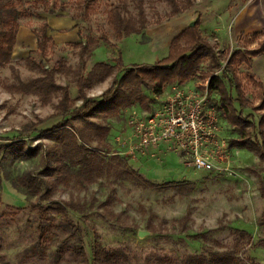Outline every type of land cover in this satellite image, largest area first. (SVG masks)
Instances as JSON below:
<instances>
[{"label":"rangeland","instance_id":"374dc122","mask_svg":"<svg viewBox=\"0 0 264 264\" xmlns=\"http://www.w3.org/2000/svg\"><path fill=\"white\" fill-rule=\"evenodd\" d=\"M12 1L0 0V9ZM90 1L93 13L87 18L77 13L74 0L63 2L66 12L80 17L82 45L92 38L99 42L98 46L88 45V51L82 52L81 47L72 46L79 41L62 47L53 43L45 58L38 56L36 50L29 51L0 69V147L16 142L20 132L36 129L29 139L20 140L24 141L17 147L20 153L4 158L0 153V264H183L188 255L230 251L243 264H264V226L261 225L264 200L255 175L264 179V173L259 172L262 164L251 152L229 147V141L237 135L221 117L222 110L214 93L208 96L207 107L216 115L218 137L224 142V150L222 158L215 159L214 170L196 172L175 145L162 144L130 152L135 142L127 139L129 117L158 109L171 93V86L158 97L142 87V92L153 100L149 109H142L135 101L129 107L112 102L98 107L87 123L62 114L58 108L62 90L46 88L37 92L29 88L37 79L65 88L73 101L70 113L77 111L83 106L78 77L85 78L97 63L110 66L119 63L123 68L153 65L167 57L169 41L198 16L202 36L213 47L222 69L227 53L243 48L242 40L233 43V34L229 32L235 5L242 0H193L191 8L170 18L171 7L164 0ZM176 1L179 5L183 3ZM116 7L124 18L134 19L141 8L148 22L143 34L117 41L106 22V11ZM9 17L11 13L2 11L0 26ZM42 22L43 19L31 14L17 20L19 27L25 26L32 33ZM201 70L213 71L209 63ZM237 74L250 103V108L241 113L244 117L252 115L257 124L261 113L251 108L258 103L256 87L246 66H240ZM119 76L117 69H113L101 82L92 79L84 89L86 99L100 101L114 77ZM205 83L207 78L192 79L180 88L202 93ZM5 85L20 91L8 92ZM232 95L235 98L233 92ZM235 107L239 111L237 104ZM58 125H64L81 138L77 137L76 143L87 149L82 153L88 158L85 164L78 162L80 156H74L76 153L64 154L65 134L43 133ZM95 126L108 127V135L96 137ZM52 152L57 160L51 158L48 167L57 171L42 174L41 158ZM129 169L137 176H132ZM24 173L41 177L47 183L50 191L47 199L39 200L14 188L12 182ZM139 178L158 185L165 182L188 185L158 190L146 186ZM38 204L43 207L59 204L67 210L66 216L56 212L48 215L54 228L47 234L48 242L43 247L37 242V228L42 222ZM67 205H72L75 211ZM67 223L80 227L87 260L76 249L78 240H67L70 234ZM96 243L101 251H120L119 259H109L101 252L94 262Z\"/></svg>","mask_w":264,"mask_h":264},{"label":"trees","instance_id":"16d2710c","mask_svg":"<svg viewBox=\"0 0 264 264\" xmlns=\"http://www.w3.org/2000/svg\"><path fill=\"white\" fill-rule=\"evenodd\" d=\"M63 1L64 0H13L12 2L5 3L1 7L0 15L2 11H7L11 13V17L3 21L0 26V69L10 66L19 29L17 20L29 14L43 19L39 27L33 30V34L37 39V49L35 53L41 58L46 57L48 52L53 48V41L51 37L48 36L49 26L46 23L45 15L66 12V5ZM164 1L171 7L169 18L176 17L193 6V0H183L181 5H179L176 0ZM74 2L76 3L77 13H83L84 18L89 17L93 13L90 0H74ZM30 11L32 12L30 13ZM72 18L74 20L80 19V17L75 14L72 15ZM106 22L115 34V39L117 41H121L123 38L130 35L143 34L148 23L143 16L141 8L138 11L137 18L134 19L132 17L124 18L118 7L106 11ZM79 36L81 39L80 31ZM242 43L243 48L227 53L224 67L221 69V64L219 63L218 56L213 47L208 43L206 38L202 36L200 16H198L194 21V26L186 27L171 39L168 46L167 57L157 61L153 65H134L123 68L120 67L119 63L115 66L97 63L92 67L85 78L78 77L77 88L79 97L83 100V106L77 111L70 113L73 101L69 99L65 88L47 83L42 79L34 80L29 88L37 92L43 91L46 88L51 91L62 90L63 95L58 104V108L61 110L62 114L64 116L69 115V118L72 120L87 123V118L92 116L98 107L110 105L109 103L112 102L116 104L119 103L122 106L124 104L125 107H129L131 102L135 101L142 109H149L153 100L142 92V87L149 88L152 95L158 97L167 86H182L192 79L204 80L207 78V90L210 94L214 93L218 97L219 109L222 110L221 117L237 135L236 138L229 141V147L233 149H245L251 152L257 157L259 163L262 164L259 172L263 174L264 81L256 82L250 78V81L256 87L255 95L258 101L257 105L251 108L254 112L261 113L257 124H254L252 115L244 117L241 113L243 109L250 108V103L245 97V85L242 84V79L238 76L237 70L242 65L250 68L254 58L264 55V39L259 40L258 34H253L250 39L242 40ZM98 44L99 42L97 40L88 38L85 45H82L81 41H79L78 43L72 44V46L81 47L80 50L82 52H87L88 45L98 46ZM253 44H255L254 47L248 49V47ZM206 63H209L213 71L203 72L201 70V67ZM113 69H117L120 76L119 78L114 77L111 87L100 96V101L86 99L84 89L89 86L92 79L97 78L101 82ZM214 71H218L220 74L213 73ZM4 89L8 92L20 91L17 87L6 85ZM232 92L235 94V98ZM235 104L238 105L239 111H237ZM35 132V128L20 132L19 136L16 138V142L11 145L0 147V153H2L3 158L8 154L20 153L19 150L16 151L17 147L24 142L20 140L29 139ZM95 132L96 137L104 138L108 135L109 128L95 126ZM43 133L65 134L64 138L67 139V143L64 145V154L72 153L73 155L76 153L74 156H80L78 162L81 164H85L88 161V158L82 155L83 152H87V149L82 145H77V137L80 140L81 138L76 136L74 131L65 128L64 125H58L43 131ZM55 154V152L51 154L48 153L41 158V162L44 164L42 174L51 175L57 171V169L51 170L48 167L51 158L55 161L57 160ZM129 171L132 176H137L135 171L130 169ZM253 174L255 173L253 172ZM255 175L259 180L260 197L264 200L263 179L259 174L256 173ZM142 181L146 186L158 190L164 188L181 189L183 186L188 185L186 182H165L158 185L147 180ZM12 184L15 189L22 190L26 194L34 196L39 200H45L50 195V191L46 185L47 183L41 177L31 175L30 173H24L17 177ZM67 207L75 211L72 205H67ZM36 208L40 214L39 219L42 221L37 228V242L38 246L43 247L48 242L47 234L54 228L51 224L50 216L48 215L51 212H56L58 215L66 216L67 210L66 207L59 204H54V206L49 207H43L38 204ZM261 225L264 226V211L261 216ZM66 227L70 231L67 240L76 238L79 242L76 249L82 256V259L87 260L82 246L80 227L73 223H67ZM101 252H104V255L109 259H119L120 257V251H101L99 245L96 243L93 248L94 262L97 260L98 256L101 255ZM182 261L183 264H243L233 251L222 253L209 252L206 255H188ZM169 263L179 264L177 262Z\"/></svg>","mask_w":264,"mask_h":264},{"label":"built area","instance_id":"2783aa9c","mask_svg":"<svg viewBox=\"0 0 264 264\" xmlns=\"http://www.w3.org/2000/svg\"><path fill=\"white\" fill-rule=\"evenodd\" d=\"M203 91L172 86L158 109L129 117L127 139L135 142L130 152L171 144L178 147L194 171L214 170L215 159L222 158L224 142L218 137L216 115L207 107L210 95L207 83Z\"/></svg>","mask_w":264,"mask_h":264},{"label":"crops","instance_id":"0c3cea01","mask_svg":"<svg viewBox=\"0 0 264 264\" xmlns=\"http://www.w3.org/2000/svg\"><path fill=\"white\" fill-rule=\"evenodd\" d=\"M45 20L49 26L48 36L53 40L54 46L62 47L70 43L79 41V21L74 20L68 12L60 14L45 15ZM231 29L235 30L232 35L233 43L238 39H250L253 34H258V39H264V0H242L235 5L231 18ZM171 41V40H170ZM169 41V43H170ZM168 43V46H169ZM255 44L251 45L254 47ZM37 39L32 31L25 26H20L16 36V43L12 53L13 58H20L35 51ZM251 78L256 82L264 81V55L252 60L248 68ZM264 183V179H263Z\"/></svg>","mask_w":264,"mask_h":264},{"label":"water","instance_id":"95a60500","mask_svg":"<svg viewBox=\"0 0 264 264\" xmlns=\"http://www.w3.org/2000/svg\"><path fill=\"white\" fill-rule=\"evenodd\" d=\"M190 27L194 26V21L189 24Z\"/></svg>","mask_w":264,"mask_h":264}]
</instances>
